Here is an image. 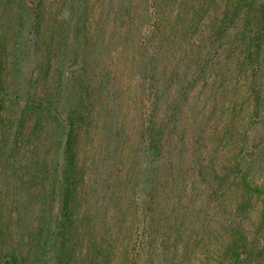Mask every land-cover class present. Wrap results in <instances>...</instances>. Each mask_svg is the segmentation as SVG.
<instances>
[{"label":"rangeland","instance_id":"374dc122","mask_svg":"<svg viewBox=\"0 0 264 264\" xmlns=\"http://www.w3.org/2000/svg\"><path fill=\"white\" fill-rule=\"evenodd\" d=\"M0 101L2 252L264 264V0H0Z\"/></svg>","mask_w":264,"mask_h":264},{"label":"trees","instance_id":"16d2710c","mask_svg":"<svg viewBox=\"0 0 264 264\" xmlns=\"http://www.w3.org/2000/svg\"><path fill=\"white\" fill-rule=\"evenodd\" d=\"M26 108H25V107ZM23 108L26 110H30L31 113L36 114V116H38L40 114L41 110V105L40 103L35 100L33 97L32 98H27L25 100ZM2 107L1 101H0V108ZM27 111V110H26ZM28 112V111H27ZM37 123H39L37 121ZM71 138V136H70ZM73 160V155L71 158V161ZM67 185L66 183L63 184V187ZM70 192L74 189V187H72V185H70ZM62 188L59 187V192L58 194H60L61 196V190ZM3 227L0 225V234L3 232ZM34 236L36 235V233H33ZM49 239L45 240V248H43V252L46 253L47 251H49L50 249V236H48ZM4 242L0 237V252L3 251L4 246H3ZM45 261V260H44ZM44 263V262H43ZM42 263V264H43ZM0 264H39V258L38 255H36L35 257H30L29 253L27 251H25L23 248L22 249H14L12 248L11 250H4V252L0 253Z\"/></svg>","mask_w":264,"mask_h":264}]
</instances>
